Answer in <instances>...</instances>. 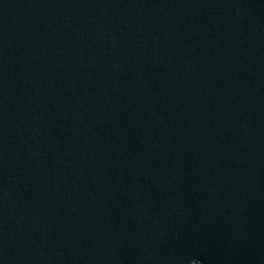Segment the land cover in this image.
Instances as JSON below:
<instances>
[{"label":"water","instance_id":"water-1","mask_svg":"<svg viewBox=\"0 0 264 264\" xmlns=\"http://www.w3.org/2000/svg\"><path fill=\"white\" fill-rule=\"evenodd\" d=\"M0 264H264V0H0Z\"/></svg>","mask_w":264,"mask_h":264}]
</instances>
